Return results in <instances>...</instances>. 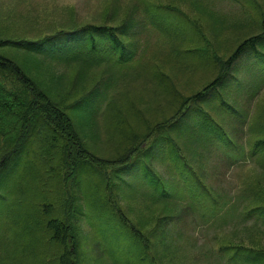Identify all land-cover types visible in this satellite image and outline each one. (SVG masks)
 Returning <instances> with one entry per match:
<instances>
[{
    "label": "rangeland",
    "instance_id": "rangeland-1",
    "mask_svg": "<svg viewBox=\"0 0 264 264\" xmlns=\"http://www.w3.org/2000/svg\"><path fill=\"white\" fill-rule=\"evenodd\" d=\"M87 25L116 28L124 44L96 37L106 51L89 63L0 49L72 119L90 153L57 175L32 138L2 164L0 264H58L61 245L43 222L63 197L62 178L67 206L56 216L71 214L77 264H225L235 248L264 254V222L242 212L244 203L264 207V0H0V40ZM251 37L259 45L232 61ZM80 48L67 53L80 59ZM254 255L235 257L250 264Z\"/></svg>",
    "mask_w": 264,
    "mask_h": 264
},
{
    "label": "trees",
    "instance_id": "trees-1",
    "mask_svg": "<svg viewBox=\"0 0 264 264\" xmlns=\"http://www.w3.org/2000/svg\"><path fill=\"white\" fill-rule=\"evenodd\" d=\"M114 29L116 28L111 29L110 27L94 25H87L86 27H81L79 30L66 27L54 34H48L41 39L24 37L19 40L2 39L0 40V49L1 47H8L9 49H12V51H24L26 54H35L43 56L44 58L49 57L56 59L63 56V61L71 62L72 60L78 59V61L89 63L90 60H88V58L101 59V56L105 54L104 52L106 51V48L99 46L100 42L96 37L104 38V36H106L115 41L118 47L124 44L119 38H117V33L113 31ZM78 33H81L80 37H77ZM253 38L254 37L245 39L237 47L231 56L232 61L240 59L247 53V51H249V49L255 50V45H259V42H253ZM54 45L61 47L62 52L60 54H52L55 53L53 49L56 48L50 50V47ZM79 45L81 48L78 50V54L83 57L79 59L78 55H69L75 53L76 50L72 51V49ZM85 45H88L90 50L100 49L101 52L97 55H93L88 49L82 48ZM113 45L116 50L114 43ZM68 49L71 51L69 54L67 53ZM50 52L51 54H48ZM4 56V53L0 51V73L5 72L3 75L0 74V168L2 167V164L4 166L8 165L15 156L25 151V148L29 144L28 142L33 138L32 140H36L37 145L41 148L39 151H42V157L43 155H50L48 157V170L50 172L59 175L60 167L62 166L64 168L61 169L67 170L65 167L66 165L68 166L67 163L69 160V168L71 169V167L74 166L72 160H79V157H88L90 154L83 145H81V140L74 133V123L72 122V119H70V117L60 108L52 105L48 100L47 95L34 86L33 82L27 78L15 60ZM114 64L115 66L117 65L116 62H114ZM216 84L219 85L218 78L214 79L209 85V88L211 87L212 89ZM70 111L73 112L74 110L71 109ZM52 112H54V116H52ZM38 133L39 135H42L43 143H40L37 139L36 134ZM60 144L63 145L60 146ZM258 145H261V147L264 148V140H261ZM55 147H58L63 153H60V155L52 153V149ZM12 151H15L16 154H12ZM229 157L233 158V155H229ZM241 157L243 156L241 155ZM94 158L88 160L92 163ZM65 161L66 164H64ZM95 161L96 160H94L93 164ZM120 163H123V161L120 160L117 162V164ZM69 174L70 172L67 173V178L71 177V174ZM61 181H64V190L62 191L64 197L65 194H68V184L63 178ZM151 181L153 182L152 185L157 186L155 181ZM188 188L192 190L193 194H195V187L190 185ZM244 194L245 191H242L240 195L236 193V197L239 198V196ZM195 195L198 194L196 193ZM153 196L155 197V195ZM63 197L60 199L57 210L52 209L50 205L52 211L49 208L48 209L49 214L52 217L46 222L44 221L43 224L50 230L54 241L61 245L58 264H77L76 255L72 247L68 245L69 235L71 232L73 233V226L70 222L71 214L68 212L64 213L66 216L64 221L58 219L56 216L57 213H61L60 210L63 211V208L67 206ZM262 204V202H258L255 206L248 208L246 203H244V207L242 208L244 218L256 219L259 222H264V219H262V217H264V207H262ZM147 241L151 244V249H158L159 241H150L149 237L147 238ZM244 251L255 254V257L250 261V264H264V254H260L249 248L247 250L235 248L232 256L225 264L246 263L245 260L237 259L235 257L237 253ZM141 262L148 263L149 258H144Z\"/></svg>",
    "mask_w": 264,
    "mask_h": 264
}]
</instances>
